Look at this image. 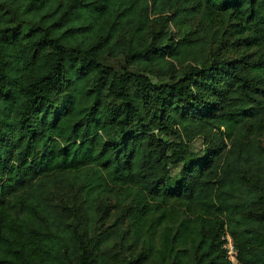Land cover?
I'll list each match as a JSON object with an SVG mask.
<instances>
[{
    "label": "trees",
    "instance_id": "1",
    "mask_svg": "<svg viewBox=\"0 0 264 264\" xmlns=\"http://www.w3.org/2000/svg\"><path fill=\"white\" fill-rule=\"evenodd\" d=\"M0 264H264V0H0Z\"/></svg>",
    "mask_w": 264,
    "mask_h": 264
},
{
    "label": "built area",
    "instance_id": "2",
    "mask_svg": "<svg viewBox=\"0 0 264 264\" xmlns=\"http://www.w3.org/2000/svg\"><path fill=\"white\" fill-rule=\"evenodd\" d=\"M224 246L227 249V257L231 261L236 263L237 262L236 259H235L236 251L234 250L231 238L228 235L226 236V243H225Z\"/></svg>",
    "mask_w": 264,
    "mask_h": 264
},
{
    "label": "rangeland",
    "instance_id": "3",
    "mask_svg": "<svg viewBox=\"0 0 264 264\" xmlns=\"http://www.w3.org/2000/svg\"><path fill=\"white\" fill-rule=\"evenodd\" d=\"M194 146L199 148L201 146V141L198 140V141L194 142Z\"/></svg>",
    "mask_w": 264,
    "mask_h": 264
}]
</instances>
